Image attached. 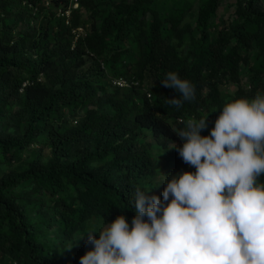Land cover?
I'll use <instances>...</instances> for the list:
<instances>
[{
  "label": "trees",
  "instance_id": "16d2710c",
  "mask_svg": "<svg viewBox=\"0 0 264 264\" xmlns=\"http://www.w3.org/2000/svg\"><path fill=\"white\" fill-rule=\"evenodd\" d=\"M68 8L0 0L1 264H79L76 235L121 212L130 224L134 189L195 171L170 148L182 143L172 128L264 95V0H79L60 15ZM168 71L196 89L179 109L166 103L178 93L160 84ZM118 77L139 83L120 89ZM147 135L155 146L140 142Z\"/></svg>",
  "mask_w": 264,
  "mask_h": 264
},
{
  "label": "clouds",
  "instance_id": "9594fccd",
  "mask_svg": "<svg viewBox=\"0 0 264 264\" xmlns=\"http://www.w3.org/2000/svg\"><path fill=\"white\" fill-rule=\"evenodd\" d=\"M78 7L79 0H69L60 15ZM110 81L120 89L139 83ZM160 84L178 93L166 101L176 109L196 97L195 86L175 71ZM216 109L172 128L182 143L170 148L195 171L161 172L150 187L134 189L125 207L135 213L131 223L121 212L84 230L77 239L86 232L91 247L79 264H264V95L226 103L209 134L201 135ZM160 183V196L147 194Z\"/></svg>",
  "mask_w": 264,
  "mask_h": 264
},
{
  "label": "rangeland",
  "instance_id": "374dc122",
  "mask_svg": "<svg viewBox=\"0 0 264 264\" xmlns=\"http://www.w3.org/2000/svg\"><path fill=\"white\" fill-rule=\"evenodd\" d=\"M117 1H120V0H117ZM122 1H124V0H122ZM220 2H221V5H224L226 0H220ZM197 3L198 2H196L194 4L193 10H192V15L195 14L198 10ZM226 15H227V13H226ZM194 19L195 18H192V19L187 18L186 21L193 22ZM77 32H78V34L76 35V38H79L82 35V33H84L85 31L82 29H77ZM74 40L76 41L75 38H74ZM249 55H250L249 60L253 61L257 55L256 50L253 49L251 51V54H249ZM248 76H249V74H247V72H244L242 75H240V80H241L240 83L243 84V86L248 84V81H249ZM220 89H221L220 92H221L222 96L225 97L226 100H229V96L227 95V92H229V90H234V88L231 87V84H225V86H221ZM205 93H206V91L204 92V94ZM252 98H254V97H252ZM106 110H108V108H106ZM218 115H219V112H215V111H212L211 113H209V115L207 117V125H208L207 130H208V132H209V129H211L214 126L215 119L217 118ZM145 141H147V142H149L155 146L154 141L148 135L146 137H144L142 140H140V142H145ZM38 146H39L38 144L37 145L35 144L34 148L36 149ZM47 153H48L47 149H43V152L41 155L43 159H45V156ZM31 154L37 155L38 151H36V152L31 151ZM150 186H151L150 184L147 185V187H150ZM78 236L79 235H76V237H75L76 243H75V246H73V248L75 249L77 257L80 258V256H82L84 254V252L88 248L91 247V245L87 244L86 241H83L82 237L77 239ZM4 263L5 264H14L10 259H5Z\"/></svg>",
  "mask_w": 264,
  "mask_h": 264
},
{
  "label": "built area",
  "instance_id": "2783aa9c",
  "mask_svg": "<svg viewBox=\"0 0 264 264\" xmlns=\"http://www.w3.org/2000/svg\"><path fill=\"white\" fill-rule=\"evenodd\" d=\"M120 85H122L123 84V82H118Z\"/></svg>",
  "mask_w": 264,
  "mask_h": 264
}]
</instances>
